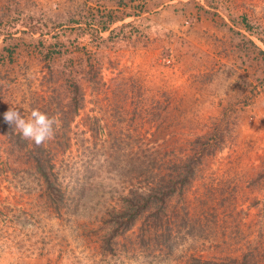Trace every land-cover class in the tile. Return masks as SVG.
<instances>
[{"label":"rangeland","instance_id":"374dc122","mask_svg":"<svg viewBox=\"0 0 264 264\" xmlns=\"http://www.w3.org/2000/svg\"><path fill=\"white\" fill-rule=\"evenodd\" d=\"M9 108L55 138L13 142ZM199 151L122 232L124 199ZM0 264H264V0H0Z\"/></svg>","mask_w":264,"mask_h":264},{"label":"trees","instance_id":"16d2710c","mask_svg":"<svg viewBox=\"0 0 264 264\" xmlns=\"http://www.w3.org/2000/svg\"><path fill=\"white\" fill-rule=\"evenodd\" d=\"M105 31L106 29H102ZM97 38L98 34H97ZM80 88L77 84H72V95L70 97V108L74 113L80 108L81 99ZM13 142H24L22 143L24 147H27L28 142L23 139L20 141ZM34 149H40V146H33ZM203 151H199L196 155H192L188 157L177 171V174L174 176H170L169 179L165 180V177L158 179V183L155 187L151 188L149 191H132L128 198L124 199V211L121 215V221L117 222L118 228L125 232L129 230L134 222L139 218L142 214L149 212H153V219L155 218L157 221H160L161 215L166 206L167 199H170L173 196L181 195L188 186H190L191 180L193 178L194 167L193 164L195 160H200ZM33 154H29L27 159L31 161L34 165L38 173L42 176L45 182H48L49 170L51 167H47L49 165L50 159L48 156H42L37 154V152H32ZM50 166V165H49ZM152 173V172H151ZM49 187H51L50 183Z\"/></svg>","mask_w":264,"mask_h":264},{"label":"clouds","instance_id":"9594fccd","mask_svg":"<svg viewBox=\"0 0 264 264\" xmlns=\"http://www.w3.org/2000/svg\"><path fill=\"white\" fill-rule=\"evenodd\" d=\"M3 116L5 122L14 127L22 139L32 141L37 146L54 139L56 129L60 124L57 117H49L38 109H33L28 119H25L21 112L13 108H9Z\"/></svg>","mask_w":264,"mask_h":264}]
</instances>
